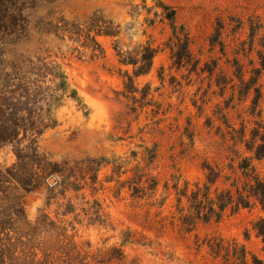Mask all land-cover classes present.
Segmentation results:
<instances>
[{"label":"rangeland","instance_id":"1","mask_svg":"<svg viewBox=\"0 0 264 264\" xmlns=\"http://www.w3.org/2000/svg\"><path fill=\"white\" fill-rule=\"evenodd\" d=\"M53 1L54 6L39 7L36 16L60 22L51 37L42 36L44 55L56 64L46 66L44 84L33 82L29 100L32 110L49 109L55 123L40 135L21 133L12 144L0 143V166H17V153L33 148L48 161L66 163L72 176L85 177L82 193L90 202L98 200L108 221L101 228L70 217L72 248L90 264H234L210 252L208 243L219 240L242 245L264 262L261 239L251 226L264 219V210L228 209L218 223L190 231L179 220L186 200L178 201L185 183L191 190L205 182L204 163L223 169L230 180L237 178L238 162L250 156L238 142L242 127L247 137L258 123L264 127V75L257 82L262 97L255 110L252 95L240 98L232 88L238 85L234 65L245 81L259 68L264 0ZM169 12L175 33L188 39L189 60L180 65L173 58L179 47ZM250 20L262 27L253 41ZM216 30L220 35L212 46ZM146 47L156 51L150 70L133 78V66L120 61L142 66ZM6 73L0 65V99L12 84ZM126 76L133 78L127 89ZM218 78L233 82L221 88ZM73 92L74 100L69 98ZM253 166L264 174V159ZM226 187L221 178L211 191ZM25 205L33 219L42 196L27 195ZM119 253L123 261L108 262Z\"/></svg>","mask_w":264,"mask_h":264},{"label":"trees","instance_id":"2","mask_svg":"<svg viewBox=\"0 0 264 264\" xmlns=\"http://www.w3.org/2000/svg\"><path fill=\"white\" fill-rule=\"evenodd\" d=\"M54 5L53 0H0V65L7 70L5 78L12 82L7 86V96L0 99V143L12 144L18 140L21 133L23 137L28 132L40 135L55 123L49 109L32 110L35 104L29 100L31 87L35 85L33 82L44 84L40 79L46 74V66L56 64L50 55H44L42 36L51 37V30L56 29L60 22L52 19L53 16L48 21H42L36 16L39 7ZM164 10L168 11V8L164 7ZM168 20L174 29L179 47L174 51L173 58L180 65L183 58L189 60L188 39L185 34L180 38L182 35L175 33L172 12H169ZM261 29L260 25L249 21L251 41ZM179 32H183V29L180 28ZM34 35L37 37H33ZM219 35L216 30V35L211 39L212 46ZM91 42L98 46L95 39H91ZM258 46L259 68L253 69L249 79L245 81L240 67L234 65L233 74L238 85L232 84L240 98L252 95L253 110L258 107L262 97L257 82L259 77L264 75V32ZM155 55L154 49L146 47L140 53L142 66H137L138 62L132 59H124L120 63L125 66L132 65L133 78H137L149 72ZM208 72L211 75L213 69ZM32 77L39 81L33 80ZM51 77L60 81L57 75ZM126 78L127 85L124 87L127 89L133 78ZM221 80L217 79V86L221 88L233 82V79ZM63 87L61 85V88ZM69 98L74 100L76 93L73 92ZM260 116L261 111L258 112V117ZM258 125L253 128L249 137L246 136L245 127H242L239 133L238 142L250 156L243 157L238 162L237 178L230 180L222 175L223 169L204 163L205 182L202 185L195 184L191 190H188V183L184 184L183 195L178 196V201H181V197L186 200V209L180 211L179 218L181 225L186 229L193 230L198 224L218 223L228 209L232 213L253 207L264 210V174L257 173L253 166L254 161L264 159V127H261L260 123ZM30 150L29 153H17V166H0V264H90L87 258L72 248L74 245L69 231L74 226V219L71 220L70 217L74 216L89 226L98 225L104 228L108 226V221L100 203L96 199L90 202L82 193L86 185L85 177L80 178L82 172H79L78 179L71 175L70 171H74L66 163H53L46 160L37 149ZM221 178H225L227 187L211 191ZM155 187L156 185L152 190H155ZM32 193L40 194L43 200L42 207L37 209L33 219L25 210V198ZM92 205L94 210L90 208ZM251 226L256 237L261 239L264 253V219L258 218ZM208 247L215 258L225 261L232 259L234 264H264L256 256L249 255L244 246L238 247L234 242L213 241L208 243ZM115 259L123 261L124 256L122 253L111 254L108 262ZM92 262L104 263L96 260Z\"/></svg>","mask_w":264,"mask_h":264}]
</instances>
